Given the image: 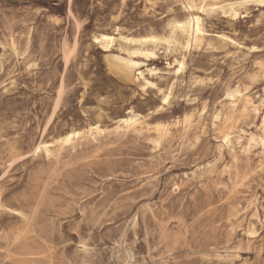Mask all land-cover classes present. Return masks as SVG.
<instances>
[{"label":"rangeland","instance_id":"374dc122","mask_svg":"<svg viewBox=\"0 0 264 264\" xmlns=\"http://www.w3.org/2000/svg\"><path fill=\"white\" fill-rule=\"evenodd\" d=\"M0 264H264V0H0Z\"/></svg>","mask_w":264,"mask_h":264},{"label":"bare ground","instance_id":"6f19581e","mask_svg":"<svg viewBox=\"0 0 264 264\" xmlns=\"http://www.w3.org/2000/svg\"><path fill=\"white\" fill-rule=\"evenodd\" d=\"M187 10L190 11L191 8H193L191 5L186 6ZM201 8V7H200ZM236 14L235 11H232ZM68 13L71 14V11L68 9ZM173 32H180L181 34L185 35V46L184 48H187L192 42H196L202 38L203 35V29L201 27V19L198 15L192 14L189 12L184 18L180 20H176L173 25ZM76 36V35H75ZM94 43H98L103 49L106 51L110 49V47L114 44L116 40H121L124 43H128L131 45L138 44V46L133 47L129 50V54L131 56H144L147 58H153L155 57V51L153 49H147L144 46L146 44H157L159 41H162L166 44H170V40L166 37L160 38L158 36L149 35V36H143V37H133V36H127L120 32H118L117 29H115L113 34H107V33H99L97 35H94L92 37ZM230 41V40H229ZM76 44V43H75ZM74 45V43H73ZM77 46V44H76ZM74 49H76L73 46ZM73 49V50H74ZM102 49V50H103ZM74 52V51H73ZM71 53V50H65L64 51V61L65 63L68 62L69 55ZM106 63L109 70L116 73L120 76L119 71L123 70L125 72L124 79H132L134 78V71L140 67V64L137 60L134 59H122L120 57L116 56H109L107 54L106 56ZM178 67L175 69V73L178 74L181 72L183 68V61H177ZM154 69H148L149 74H153ZM136 79L142 80V88L149 87V86H155V84L147 79L143 73V71H138ZM161 103L164 105L168 102L170 91L169 92H163L161 89ZM62 90L61 87L59 88L58 96L61 94ZM63 94V92H62ZM61 94V95H62ZM233 96V95H231ZM58 101V99H57ZM59 108V107H58ZM121 123L123 126L130 127L134 126L138 123H140V118L137 116H128L126 118H121ZM78 132H68L62 137V142L69 143L73 137L77 136ZM42 146V145H41ZM40 147L37 146V149Z\"/></svg>","mask_w":264,"mask_h":264}]
</instances>
